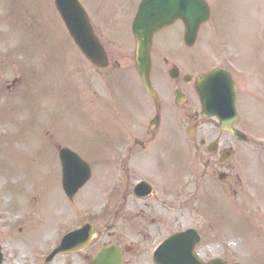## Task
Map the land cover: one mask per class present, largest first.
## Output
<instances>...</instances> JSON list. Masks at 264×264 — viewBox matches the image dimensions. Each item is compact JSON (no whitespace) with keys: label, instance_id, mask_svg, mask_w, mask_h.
I'll list each match as a JSON object with an SVG mask.
<instances>
[{"label":"rangeland","instance_id":"obj_1","mask_svg":"<svg viewBox=\"0 0 264 264\" xmlns=\"http://www.w3.org/2000/svg\"><path fill=\"white\" fill-rule=\"evenodd\" d=\"M81 1L91 15L110 58L113 62L114 59L121 62V68H115L114 72L106 69L95 73L92 64L82 58L56 10L54 0H0V9L13 17L0 16V30L3 22L10 28L11 20L19 28H13L15 33L10 38L0 36V244L8 250L5 264H26L32 250L43 247L41 241L44 237L40 233L51 231L49 241L52 242L53 236L58 235L56 227L66 221L64 215L67 214H63L61 209L62 213L50 215V219L47 216V206L66 203L58 180L57 144L75 147L93 164L96 175L94 188L97 177L105 176L108 182L125 176L119 170L120 163H114L113 151H110L112 159L108 162L112 168H104L103 156L108 152L105 154L103 147L95 150L91 145L97 143L102 131L106 137L125 134L131 114L127 112V96L131 101L141 97L140 77L135 71L127 74V66L136 68L132 57L135 42L133 44L130 39L127 43V34L137 4H129L128 0ZM208 1L213 11L212 20L202 26L197 43L189 49L195 51L206 38L211 44L221 41L219 49L223 42L230 44L224 46L221 53L215 52L205 68L232 65L243 76L242 79H247L233 60L240 58L246 68L249 66V70L244 68V71H250V79L243 80L249 87L242 88L245 92L240 100L242 123L264 134V103L259 96L264 98V77L255 78L264 70V0ZM177 26L180 24L163 33L178 34L180 28ZM180 27L182 30L183 24ZM172 44L185 55L186 47L180 40ZM252 57L256 64L251 62ZM250 68L257 71L255 76ZM15 78L20 79L14 85L12 81ZM146 115L148 117L150 112ZM254 165L262 183L264 176L260 173L259 164ZM261 168L264 171V165L261 164ZM123 178L116 181L122 182ZM35 182L40 186L33 188ZM262 185H259L260 196L264 189ZM89 189L86 187L76 196L79 207L95 206L96 195ZM254 203L260 210V215L255 217L258 229L253 225L238 229L228 226L222 231L221 239L225 243V236L233 239L232 247L241 250L238 258L243 263L264 264V199ZM5 211L9 212L8 216ZM69 215L67 219L71 223L74 217ZM227 216L228 221L235 219L241 222L237 217ZM33 219L47 222L33 225ZM19 227H23L22 231ZM256 251L263 255L258 261L252 260Z\"/></svg>","mask_w":264,"mask_h":264},{"label":"flooded vegetation","instance_id":"obj_2","mask_svg":"<svg viewBox=\"0 0 264 264\" xmlns=\"http://www.w3.org/2000/svg\"><path fill=\"white\" fill-rule=\"evenodd\" d=\"M154 46L155 43L151 50V76L157 96L137 97L132 104L127 96V108L134 110L127 119V132L114 139L117 145L109 143L111 140L107 141L104 135H100L97 144L91 145L95 150L103 147L104 153L108 152L103 156L105 167L112 158L110 151L124 153L121 157L125 173L122 182L112 185L114 179L107 182L105 176L97 177L94 189L97 200L92 209L99 217L105 202L104 197L99 196L105 194L109 206L100 218L90 221L93 230L87 232L85 242L82 237L80 241L74 238L71 246L51 261L40 256L49 254L51 244L64 236L62 231L67 234L83 224L77 220L81 211L75 199L68 206H47L50 215L61 209L67 214L65 218L72 214L74 219L56 227L58 235L53 236L52 242L49 241L51 231L40 233L44 237L43 247L32 250L26 264H91L106 248H112L122 257L121 264H153V252L158 244L170 234L184 232H191L192 244L187 258L193 255L202 262L219 258L226 264L237 258L238 253L224 245L221 239L227 215L257 214L259 209L254 202L259 200L260 192L255 163L259 164L264 176L261 168L264 147L240 137L250 131L244 129L240 104L242 88L247 89L243 80L250 79V71H244L249 70V66L246 68L240 58L238 61L232 59L247 78H238L230 70L240 114L231 124L235 134L222 127L216 114L204 110L196 89L197 78L211 69L205 68L209 64L208 52L216 49L199 47L187 56L174 50L165 56L163 51L155 53ZM201 53L204 60H200ZM253 59L251 62L256 64ZM222 68L229 70L226 66ZM250 70L253 75L257 73L254 68ZM261 77H264V70L255 76ZM15 81L12 84H17L19 78ZM148 111L150 117L146 115ZM251 132L257 134L254 130ZM69 147L80 154L75 147ZM60 190L65 195L61 187ZM234 225V229L240 227V224Z\"/></svg>","mask_w":264,"mask_h":264},{"label":"water","instance_id":"obj_3","mask_svg":"<svg viewBox=\"0 0 264 264\" xmlns=\"http://www.w3.org/2000/svg\"><path fill=\"white\" fill-rule=\"evenodd\" d=\"M56 5L61 12L72 36L84 54L95 64L106 66L107 56L100 40L94 33L90 18L78 0H56ZM210 16L209 6L205 0H143L136 16L133 30L137 39V66L145 84L152 89L149 83V45L152 35L163 26L171 24L176 18H182L187 25L188 40H193L197 35L199 26ZM216 75H213L214 78ZM208 88V87H207ZM205 90V88H204ZM207 92V90H206ZM203 94V102L206 104ZM62 159L65 166L64 182L68 192L70 187V169L83 174L80 185L89 178L88 166L76 158L69 150H62ZM76 190V189H75ZM174 240L170 239L158 251L161 264H174ZM102 264H109L107 259ZM177 264H185L176 261ZM2 255L0 253V264ZM113 264H119L116 260Z\"/></svg>","mask_w":264,"mask_h":264}]
</instances>
